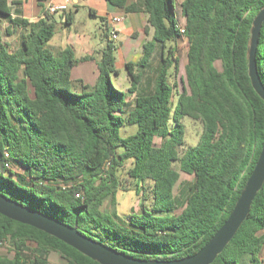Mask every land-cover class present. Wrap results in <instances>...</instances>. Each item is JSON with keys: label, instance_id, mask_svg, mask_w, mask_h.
<instances>
[{"label": "trees", "instance_id": "1", "mask_svg": "<svg viewBox=\"0 0 264 264\" xmlns=\"http://www.w3.org/2000/svg\"><path fill=\"white\" fill-rule=\"evenodd\" d=\"M105 1L124 13L143 14L144 34L152 32L140 58L124 64L127 92L112 82L118 69L108 28L96 81L85 85L71 79V70L94 57L76 58L70 47L53 52L48 43L56 25L47 12L33 21L12 18L10 4L0 0V21L6 24L3 32L0 24V194L76 225L82 235L128 257L183 259L223 225L264 144V103L251 86L246 57L251 23L264 0H183V32L175 0ZM64 15V24L71 25L73 14ZM15 34L13 47L4 36ZM179 37L188 43L187 63L174 93L168 75L179 60L175 47L165 48ZM158 44L161 61L152 89L139 94ZM255 60L264 86V22ZM128 94L136 96L126 113ZM184 118L201 125L197 143L186 149ZM131 125L136 132L121 137L120 129ZM156 138L162 140L159 146ZM127 163L129 178L142 189L151 185V204L124 226L115 196L127 189L121 176ZM179 172L193 182L176 197ZM106 201L110 212L103 209ZM52 254L62 264H98L55 237L0 215V264H50ZM211 264H264V184Z\"/></svg>", "mask_w": 264, "mask_h": 264}, {"label": "rangeland", "instance_id": "2", "mask_svg": "<svg viewBox=\"0 0 264 264\" xmlns=\"http://www.w3.org/2000/svg\"><path fill=\"white\" fill-rule=\"evenodd\" d=\"M175 1H176V5H175L174 13L176 15L179 27H183L184 18L181 14V9L179 6V3L182 0H175ZM75 14H76L75 22L73 25H64V26L62 25L63 27H65L64 30L60 29L59 27H56L53 43L57 42L58 40L66 42L68 40L67 39L68 37H70L73 41H75L77 35H83L88 44L92 45L94 49L99 50L102 44L105 43L104 31L106 29V27L102 24L101 17L99 15L90 14L87 8L79 9V11L76 12ZM2 27L5 28L6 24L2 23ZM144 38H145L144 35H140L136 38H131L128 37L125 33H123L118 38V40L113 42L115 46L114 56L117 62L118 75L117 76L112 75V82L116 88L124 92H127V90L130 87V81L128 79L127 72L124 68V64L129 60L137 61L140 58L142 54L141 46L143 44ZM5 41H8L14 47L17 44V37L14 36L13 38H5ZM169 47H175V56L179 60L177 69H174L173 67L168 75V82L170 83V85L173 86V92L175 93L176 90L180 89L181 78L184 77V66L187 63L188 43L184 37H179L174 44L167 43L165 51ZM77 54L81 55V53H77ZM97 54H99V52L89 56L97 57ZM160 61H161V45L158 44L155 51L152 54L149 68L143 72L142 83L138 87L139 94L142 93L144 94L152 89V80L155 76V70L158 68ZM216 67H219L218 63H216ZM80 74H81L80 76H84V78L85 77L90 78L91 76L90 70L88 69L86 71L82 70ZM128 96H129L128 105L125 108L126 113L132 108L136 94H130V95L128 94ZM173 101L176 104L175 97ZM182 123L184 124L185 127L183 148L186 149L195 146L201 133L200 123L191 121L188 118H184V120H182ZM135 132H136V126L131 125V126L122 127L119 131V134L121 137L125 138L129 135L134 134ZM154 143L155 145L159 146L162 143V140L160 138H156ZM121 151L122 149L119 148L118 152ZM130 166L131 165L127 163L125 165L124 170L121 173L122 179L125 180L126 182L127 189L125 191H119L115 196L116 211L119 217L118 222L124 226L128 225V219L131 218V216L138 215L141 213L143 206L148 208L151 204V193H150L151 185L144 184L142 189V186L138 182L129 178L126 174V170ZM14 171L21 176L23 173V168L17 166L14 167ZM179 174L180 177L174 190L176 197H180L181 190L184 189L185 186L187 187L191 185V183L193 182L192 176L186 175L182 172H179ZM142 191L144 193L143 195H141ZM179 199L181 200V198ZM103 209L105 211H109V212L111 211L112 207L109 201H106L104 203ZM181 210H182L181 208L177 209L175 211V215L180 214ZM49 261L50 264H62L60 259L55 254H52L50 256Z\"/></svg>", "mask_w": 264, "mask_h": 264}, {"label": "water", "instance_id": "3", "mask_svg": "<svg viewBox=\"0 0 264 264\" xmlns=\"http://www.w3.org/2000/svg\"><path fill=\"white\" fill-rule=\"evenodd\" d=\"M264 22V7L254 17L250 27V37L247 43L246 57L248 77L255 93L264 103V86L257 73L255 52L261 26ZM264 184V144L258 159L250 173L243 189L237 198L232 211L216 231L212 238L194 255L172 261L139 260L116 252L103 244L96 242L78 230L77 226L66 225L56 218L39 211L30 210L0 194V215L18 223L40 230L98 264H211L222 253L232 240L242 223L250 213L251 204Z\"/></svg>", "mask_w": 264, "mask_h": 264}, {"label": "crops", "instance_id": "4", "mask_svg": "<svg viewBox=\"0 0 264 264\" xmlns=\"http://www.w3.org/2000/svg\"><path fill=\"white\" fill-rule=\"evenodd\" d=\"M7 1L12 9L11 11L12 18H19V19L33 21L42 17L44 12H47L51 18V21L55 23L56 27H59L60 29L64 30L65 29V27H63L65 25L64 14L66 13L73 14V21L71 24L73 25L75 22V15H76L75 13L78 12L79 9L87 8L90 14L99 15L101 18L105 19V21L102 22V24L106 28H108V23L112 17H120L121 21L117 24L119 37L123 33H125L128 37L131 38H136L140 35H144L145 38L143 40V44L144 42L151 40V35H152L151 30L148 32V34H144L143 28L145 25V17L143 14L124 13L122 9L111 6L105 0H69L68 2H65V0H7ZM136 1L137 0H127V4H131ZM182 1L179 3V6L182 3ZM51 5H56V6L64 5L65 9L56 11L54 13H49L47 10L48 7ZM2 23L4 22L2 21L0 22L1 31L3 32L5 28L2 27ZM17 35L18 34H15L11 37L4 36V41L5 38H13L14 36L17 37ZM54 37L55 34L48 43L49 48L53 52H57L66 47H70L72 48L76 58L82 57V55H94L95 53L99 52V54H97V57H94V60L81 62L71 70L72 80L74 81L80 80L83 84L92 86L95 83L96 78L98 76V68L96 61L100 58V53L107 44V39L104 38L105 43L102 44L99 50H96L92 45L87 43L83 35H77L75 41H73L70 37H68L67 38L68 40L66 42L58 40L57 42L53 43ZM77 53H81V55H78ZM116 67H117V62H116ZM87 69L90 70V75H91L90 78L89 77L84 78V76H80L81 71L82 70L86 71Z\"/></svg>", "mask_w": 264, "mask_h": 264}, {"label": "built area", "instance_id": "5", "mask_svg": "<svg viewBox=\"0 0 264 264\" xmlns=\"http://www.w3.org/2000/svg\"><path fill=\"white\" fill-rule=\"evenodd\" d=\"M69 0H65V2H68ZM65 9V6L64 5H60V6H56V5H51L48 7V12L49 13H54L56 11H59V10H64ZM121 21V18L120 17H112L108 23V32H109V37L112 41H116L118 40V30H117V24ZM178 28L181 32H183V29H184V25L183 27H179L178 25ZM5 156L7 157L8 154L5 153ZM7 168H11V164L8 162L6 163L5 165ZM78 196V195H77Z\"/></svg>", "mask_w": 264, "mask_h": 264}]
</instances>
